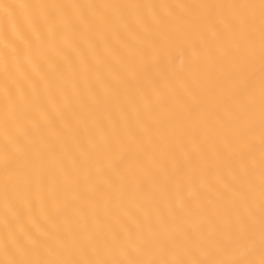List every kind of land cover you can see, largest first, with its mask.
<instances>
[{"label": "bare ground", "instance_id": "6f19581e", "mask_svg": "<svg viewBox=\"0 0 264 264\" xmlns=\"http://www.w3.org/2000/svg\"><path fill=\"white\" fill-rule=\"evenodd\" d=\"M0 264H264V0H0Z\"/></svg>", "mask_w": 264, "mask_h": 264}]
</instances>
